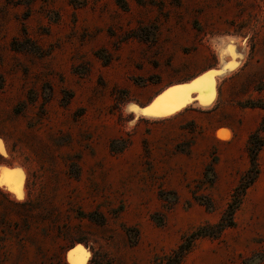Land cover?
<instances>
[{
  "label": "rangeland",
  "instance_id": "rangeland-1",
  "mask_svg": "<svg viewBox=\"0 0 264 264\" xmlns=\"http://www.w3.org/2000/svg\"><path fill=\"white\" fill-rule=\"evenodd\" d=\"M263 118L264 0H0V264H264Z\"/></svg>",
  "mask_w": 264,
  "mask_h": 264
},
{
  "label": "trees",
  "instance_id": "trees-1",
  "mask_svg": "<svg viewBox=\"0 0 264 264\" xmlns=\"http://www.w3.org/2000/svg\"><path fill=\"white\" fill-rule=\"evenodd\" d=\"M264 128V118L262 119L261 125ZM261 128V127H260ZM262 141L260 140L259 135L257 134V130L249 135L248 137V153L250 155V165L251 168L248 169L243 177L240 180V191L235 195L233 203L228 206V208L224 211V218L221 220V223L218 224L219 231L223 230L225 227H231L234 225L233 214L239 203V200L242 197L245 189L253 183L257 176V168L255 164L254 156L256 152L259 150L262 145ZM202 236H212V233L203 232V228H198L195 232L191 233L188 237H186L185 241L178 245L177 249L173 252L172 256L168 259L166 264H178L183 255L188 251L192 241L196 237ZM214 236V235H213Z\"/></svg>",
  "mask_w": 264,
  "mask_h": 264
},
{
  "label": "bare ground",
  "instance_id": "bare-ground-1",
  "mask_svg": "<svg viewBox=\"0 0 264 264\" xmlns=\"http://www.w3.org/2000/svg\"><path fill=\"white\" fill-rule=\"evenodd\" d=\"M204 79L205 80H203V82H206L207 85H203V82H201L199 84V86L198 85L197 86L198 87L201 86L199 89L202 88V89H204L206 91V90H209L207 88H210V85H211V77H210V75H207V76L204 77ZM202 89H201V91H202ZM172 90H176V89L169 90L164 95H162L160 97V99L158 100L159 110H160V112H163V114H157V115H150V114H148V115H145V116H147V117L149 116L151 118L152 117H156V116H165V115L167 116L168 114H171V113H174L175 111H178L179 108H180V106H183V103L179 104V102H177V100L179 98H182L181 97L182 95H185V101H184V103L188 101V99H189L188 97L190 95L189 89H185V90H182L181 89L180 90V89L177 88V91L178 92L177 91H172ZM206 99H207L206 101L208 102V104L212 102L209 98H206ZM204 105H206V104H204ZM17 177H18V184H19L21 177L20 176H17ZM8 185L14 190V192L18 190V185H13V184H10V183H8Z\"/></svg>",
  "mask_w": 264,
  "mask_h": 264
},
{
  "label": "water",
  "instance_id": "water-1",
  "mask_svg": "<svg viewBox=\"0 0 264 264\" xmlns=\"http://www.w3.org/2000/svg\"><path fill=\"white\" fill-rule=\"evenodd\" d=\"M203 80H205L204 78L202 79V80H193V81H191V82H189V83H187V84H183V85H179V86H175V87H172V88H168L167 90H165V91H163L162 93H160V94H158L148 105H146V106H144V107H142V108H140V109H137V110H135V112L136 113H138V114H140V115H142V116H145V115H148V114H150V115H157V114H163V112H160V110H159V104H158V100L160 99V97L162 96V95H164L166 92H168L169 90H171V89H176L177 90V88L178 89H182V90H185V89H189V93H190V95H189V99H188V101L187 102H185V103H189V102H191L192 101V93H194V92H196L197 91V89H198V86H199V84L201 83V82H203ZM198 85V86H197ZM197 87V88H196ZM191 88V89H190ZM157 100V101H156ZM183 104V106L184 105H186V104ZM183 106H180V108L179 109H181V108H183ZM147 113V114H146ZM4 180H6V178L4 179ZM68 258H69V260L70 261H72L74 264H79V262H81L82 261V256L80 255V252H78V251H75V252H71L69 255H68Z\"/></svg>",
  "mask_w": 264,
  "mask_h": 264
},
{
  "label": "crops",
  "instance_id": "crops-1",
  "mask_svg": "<svg viewBox=\"0 0 264 264\" xmlns=\"http://www.w3.org/2000/svg\"><path fill=\"white\" fill-rule=\"evenodd\" d=\"M157 101V100H156ZM185 101V100H184ZM184 101L182 102L184 104ZM186 105H184L183 107H185ZM182 109V108H181Z\"/></svg>",
  "mask_w": 264,
  "mask_h": 264
},
{
  "label": "snow or ice",
  "instance_id": "snow-or-ice-1",
  "mask_svg": "<svg viewBox=\"0 0 264 264\" xmlns=\"http://www.w3.org/2000/svg\"><path fill=\"white\" fill-rule=\"evenodd\" d=\"M147 114V113H146ZM79 251V250H78ZM79 264H82V261L81 262H79Z\"/></svg>",
  "mask_w": 264,
  "mask_h": 264
}]
</instances>
